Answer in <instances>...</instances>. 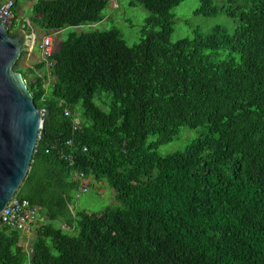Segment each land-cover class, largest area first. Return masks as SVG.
<instances>
[{"label": "trees", "instance_id": "obj_1", "mask_svg": "<svg viewBox=\"0 0 264 264\" xmlns=\"http://www.w3.org/2000/svg\"><path fill=\"white\" fill-rule=\"evenodd\" d=\"M182 1L129 0L151 13L134 45L116 28L91 30L110 0L32 4L27 17L43 34L68 30L49 71L15 64L36 107L49 108L16 193L45 222L30 252L25 234L0 223V264H264V0H199L195 13L233 18L234 32L172 43ZM181 128L196 136L160 154ZM74 172L88 178L78 197ZM90 179L118 206L73 210Z\"/></svg>", "mask_w": 264, "mask_h": 264}, {"label": "rangeland", "instance_id": "obj_2", "mask_svg": "<svg viewBox=\"0 0 264 264\" xmlns=\"http://www.w3.org/2000/svg\"><path fill=\"white\" fill-rule=\"evenodd\" d=\"M35 1L37 0H17L16 12L12 17V27L15 30L17 29L16 26H20V18L17 15L19 13H23L21 19L28 20L27 16H30L31 6ZM128 3L129 0H115L113 5L109 3L111 8H109L108 5L107 9L104 11L105 16L107 17L105 21L101 25H95L91 30L97 31L116 28L119 30L122 39L128 45H134L140 42V40L144 37L143 32L145 29V20L151 16V13L139 4L131 7ZM199 3V0H184L171 11L174 24V31L170 38L172 43L180 39L192 38L195 33L207 34L217 26L225 29L229 34L234 32L237 26V20L224 14L212 17L198 15L195 13V10L199 7ZM226 3L227 0H214L215 6H222ZM29 24L33 28L36 38H31L29 40L25 55L18 61V68L23 70L28 67H33L40 60V54L37 48L43 37V32L34 27L30 21ZM76 30L78 32H83L87 29L77 28ZM67 33L68 30H63L61 34L55 36L54 44H59L60 41L64 40ZM28 79L32 80V76H29ZM77 113H80V111H77ZM195 136L196 134L194 130L189 131L185 128H181L179 136L174 141L161 146L158 149V152L162 155H166L174 151L181 150ZM149 140H154V137L150 136ZM97 186V183L90 179L89 192L82 195L78 199L74 198L71 208L73 210H85V212L91 213L101 211L107 207L113 208L118 206V202L113 199L112 189L109 188L105 182L100 184L99 189L102 190L100 195L97 194ZM25 235L26 237L22 239L20 243L25 251L30 252L31 242L35 237V232H26Z\"/></svg>", "mask_w": 264, "mask_h": 264}, {"label": "water", "instance_id": "obj_3", "mask_svg": "<svg viewBox=\"0 0 264 264\" xmlns=\"http://www.w3.org/2000/svg\"><path fill=\"white\" fill-rule=\"evenodd\" d=\"M11 17L5 8L0 11V214L23 183L38 130L49 116V108L36 107L22 74L15 69L29 40L36 37L22 27L10 31Z\"/></svg>", "mask_w": 264, "mask_h": 264}, {"label": "built area", "instance_id": "obj_4", "mask_svg": "<svg viewBox=\"0 0 264 264\" xmlns=\"http://www.w3.org/2000/svg\"><path fill=\"white\" fill-rule=\"evenodd\" d=\"M114 2L115 0H110L111 5H113ZM14 3H15L14 0H0V11L3 8H5L7 11V15H11L13 17L12 9ZM12 17L9 23H11ZM90 27L92 28L93 26H80L77 28L88 29ZM9 29L10 31H14V28L11 25ZM61 32L62 31L60 30H55V31H51L48 34H44L38 45V51L40 54L39 62L42 61L44 63L45 69L47 71H49L54 64L53 55L56 50V46L58 45V44L56 45L54 44V37L61 34ZM48 77L49 78H47V84L53 80V77L51 75H49ZM64 114L65 116H68L69 112L66 109H64ZM44 115L45 113L41 112V117H43ZM42 131L43 129L39 128L37 134V142L42 139ZM65 144L71 146L72 142L71 140H67ZM60 159L68 161L69 166L73 165L72 158L69 154L64 155L63 153H61ZM74 176L79 182V187L77 189V194H76V196L78 197L82 193L87 192L88 178L84 176L83 173L80 172H74ZM39 209L40 208L38 206H33L26 199H20L15 195L2 210L0 214V221L5 226L11 229L18 230L22 234H25L26 232L30 233L32 228L41 226L45 222V217L40 214Z\"/></svg>", "mask_w": 264, "mask_h": 264}, {"label": "crops", "instance_id": "obj_5", "mask_svg": "<svg viewBox=\"0 0 264 264\" xmlns=\"http://www.w3.org/2000/svg\"><path fill=\"white\" fill-rule=\"evenodd\" d=\"M14 2H16V6H17V1L16 0H14ZM110 7V6H109ZM111 8V7H110ZM23 15V13H19L17 16L20 18V26L19 27H22L23 29H25V24L30 28V32L28 33V34H30L31 33V35H35L34 34V32H33V28L30 26V24H29V18H28V20H26V19H21V16ZM107 18V17H106ZM105 18V19H106ZM26 20V21H25ZM14 25H15V23H14ZM11 26H13V21L11 20ZM18 26H16V28L18 29L19 28ZM87 29V28H86ZM15 30V29H14ZM88 30V29H87ZM27 31V30H26ZM44 35V34H43ZM38 49V48H37ZM39 52V51H38Z\"/></svg>", "mask_w": 264, "mask_h": 264}]
</instances>
